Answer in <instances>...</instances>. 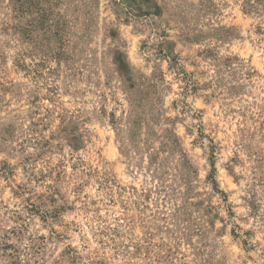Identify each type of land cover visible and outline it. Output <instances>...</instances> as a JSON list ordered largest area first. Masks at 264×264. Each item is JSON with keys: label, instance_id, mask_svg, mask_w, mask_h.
<instances>
[{"label": "rangeland", "instance_id": "374dc122", "mask_svg": "<svg viewBox=\"0 0 264 264\" xmlns=\"http://www.w3.org/2000/svg\"><path fill=\"white\" fill-rule=\"evenodd\" d=\"M0 264H264V0H0Z\"/></svg>", "mask_w": 264, "mask_h": 264}, {"label": "trees", "instance_id": "16d2710c", "mask_svg": "<svg viewBox=\"0 0 264 264\" xmlns=\"http://www.w3.org/2000/svg\"><path fill=\"white\" fill-rule=\"evenodd\" d=\"M212 167H213V170L215 171V167H214V164L213 163H212ZM212 184H213V188H214V191H215V188H217L216 187V182L213 181Z\"/></svg>", "mask_w": 264, "mask_h": 264}]
</instances>
